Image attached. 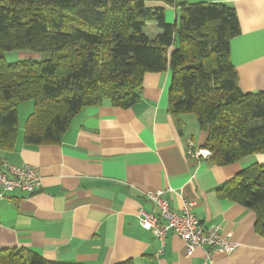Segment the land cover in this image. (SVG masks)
<instances>
[{
  "label": "crops",
  "instance_id": "0c3cea01",
  "mask_svg": "<svg viewBox=\"0 0 264 264\" xmlns=\"http://www.w3.org/2000/svg\"><path fill=\"white\" fill-rule=\"evenodd\" d=\"M177 1L235 7L241 34L231 42V61L239 88L264 91V0ZM149 6L163 7L166 22L176 23V7ZM156 26L150 39L161 32ZM170 86V71L148 73L135 105L126 109L107 101L85 108L59 144L27 145V118H19L14 149H0V166L37 167L42 187L33 194L17 190L0 196V253L26 249L56 264H264V234L257 230L256 213L222 192L244 169L264 164V153L227 165L192 156L191 151L209 153L202 149L208 134L197 119L190 126L192 114L183 117L179 131L170 113ZM150 191H164L177 213L193 203L202 224L220 226L238 245L236 251L198 248L188 256L184 241L172 232L161 250L155 233L138 219L141 209L157 212L145 197Z\"/></svg>",
  "mask_w": 264,
  "mask_h": 264
},
{
  "label": "trees",
  "instance_id": "16d2710c",
  "mask_svg": "<svg viewBox=\"0 0 264 264\" xmlns=\"http://www.w3.org/2000/svg\"><path fill=\"white\" fill-rule=\"evenodd\" d=\"M151 2L176 7V23L168 24L165 9ZM152 21L161 29L154 39L144 31ZM240 34L229 3L0 0V149H14L19 108L26 102L33 111L25 143L59 144L85 108L107 101L131 108L145 75L170 71V113L181 133L183 117H196L208 134L202 148L208 160L227 165L263 154L264 91L243 92L231 61V42ZM12 52L40 57L10 63ZM222 192L251 208L264 234V164L247 167ZM0 264L56 263L21 249L2 251Z\"/></svg>",
  "mask_w": 264,
  "mask_h": 264
},
{
  "label": "built area",
  "instance_id": "2783aa9c",
  "mask_svg": "<svg viewBox=\"0 0 264 264\" xmlns=\"http://www.w3.org/2000/svg\"><path fill=\"white\" fill-rule=\"evenodd\" d=\"M189 153L197 158L210 155L203 151ZM41 187L42 179L37 167L27 164L15 166L9 163H3L0 166L1 197L17 190L33 194ZM145 197L156 207L157 212L149 213L141 209L138 219L143 229L155 233L162 247L161 250L166 244L168 234L172 232L184 241L188 256L198 248H206L210 252L220 250L228 255L236 251L238 245L222 233L220 226L202 224L193 213V203L187 202L183 212L177 213L171 208L164 191H150Z\"/></svg>",
  "mask_w": 264,
  "mask_h": 264
},
{
  "label": "rangeland",
  "instance_id": "374dc122",
  "mask_svg": "<svg viewBox=\"0 0 264 264\" xmlns=\"http://www.w3.org/2000/svg\"><path fill=\"white\" fill-rule=\"evenodd\" d=\"M151 3H154V2H151ZM155 28L157 29L156 22L148 23L144 29L145 34L148 36H152L153 32L155 31ZM7 60L10 63H14L17 60H20L19 52L9 53V55L7 56ZM32 111H33V104L31 102L25 103V105L23 104V106H21L20 108V118L21 119L27 118ZM191 117L192 118H189L190 126L192 124V120L196 119L194 116H191Z\"/></svg>",
  "mask_w": 264,
  "mask_h": 264
}]
</instances>
